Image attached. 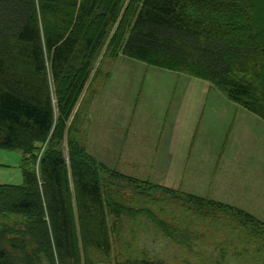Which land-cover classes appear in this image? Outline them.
Segmentation results:
<instances>
[{"label":"trees","instance_id":"16d2710c","mask_svg":"<svg viewBox=\"0 0 264 264\" xmlns=\"http://www.w3.org/2000/svg\"><path fill=\"white\" fill-rule=\"evenodd\" d=\"M258 2L264 8V0H0V147L23 152V181L0 182V264H111L122 212L134 210L107 196L104 162L75 135L103 49L208 79L264 118ZM130 181L155 199L149 189L158 184ZM185 196L192 213L231 209L264 228L240 207ZM138 209L182 239L180 225ZM126 246L116 264H164Z\"/></svg>","mask_w":264,"mask_h":264},{"label":"rangeland","instance_id":"374dc122","mask_svg":"<svg viewBox=\"0 0 264 264\" xmlns=\"http://www.w3.org/2000/svg\"><path fill=\"white\" fill-rule=\"evenodd\" d=\"M257 5L263 14V6ZM255 26L263 30L261 16ZM95 68L100 72L79 103L75 135L104 162L101 175L107 196L125 199L134 210L122 212L110 263L126 257L122 250L130 244L136 255L164 264H264V228L246 213L219 208L192 213L182 203L185 192H193L264 221V118L208 79L124 53L110 56L103 49ZM107 133L116 148L127 134L125 145L136 144L148 154L157 151L168 160L170 174L137 177L167 184L149 189L154 200L137 193L130 181L136 176L125 173L129 170L103 159L98 152L106 147L95 150L96 143L108 145L106 156L111 155V141L102 139ZM22 154L19 148L0 147V182L23 181ZM161 185L175 188L179 195ZM142 206L152 208L168 225H180L182 239L168 235L139 211Z\"/></svg>","mask_w":264,"mask_h":264},{"label":"crops","instance_id":"0c3cea01","mask_svg":"<svg viewBox=\"0 0 264 264\" xmlns=\"http://www.w3.org/2000/svg\"><path fill=\"white\" fill-rule=\"evenodd\" d=\"M96 121L97 120H95V122ZM129 131L130 130L127 131V134H129ZM127 134H125L124 140L127 138ZM102 139L104 141H107V140L111 141L110 151H113V152L111 153L109 157L106 156L107 152L109 153L107 149L108 145H102L100 143H96L97 145L95 147V150L98 151L99 148L103 149L101 146L106 147V149L99 151L98 153L103 154L104 160H107V159L109 161L113 160L122 169L129 170V172L128 171L125 172L126 174L130 173L131 175H134L136 177H150V178L156 179V178H159V174L162 175L163 173H165L168 175L171 173L170 168L168 166V160H165L163 155L161 157V155H159L157 151H152L151 153L148 154L146 150L135 147L136 144H132L130 146L125 145L124 140H122L120 146L116 148L115 145H113V140H111L110 133H107L106 135H104ZM91 153H94V152L92 151ZM96 157L99 159L98 156ZM154 182L159 183V184H166L158 180Z\"/></svg>","mask_w":264,"mask_h":264}]
</instances>
